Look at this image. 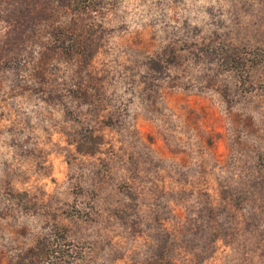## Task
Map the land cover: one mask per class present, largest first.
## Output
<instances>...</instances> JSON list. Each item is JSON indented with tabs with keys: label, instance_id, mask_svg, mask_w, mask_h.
Listing matches in <instances>:
<instances>
[{
	"label": "rangeland",
	"instance_id": "374dc122",
	"mask_svg": "<svg viewBox=\"0 0 264 264\" xmlns=\"http://www.w3.org/2000/svg\"><path fill=\"white\" fill-rule=\"evenodd\" d=\"M0 264H264V0H0Z\"/></svg>",
	"mask_w": 264,
	"mask_h": 264
}]
</instances>
